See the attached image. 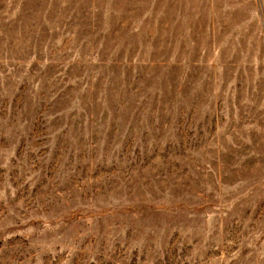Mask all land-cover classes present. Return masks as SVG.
Listing matches in <instances>:
<instances>
[{
  "label": "rangeland",
  "instance_id": "obj_1",
  "mask_svg": "<svg viewBox=\"0 0 264 264\" xmlns=\"http://www.w3.org/2000/svg\"><path fill=\"white\" fill-rule=\"evenodd\" d=\"M0 264H264V0H0Z\"/></svg>",
  "mask_w": 264,
  "mask_h": 264
}]
</instances>
